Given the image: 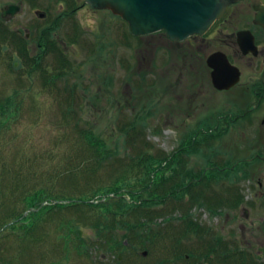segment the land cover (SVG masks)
<instances>
[{
  "label": "rangeland",
  "instance_id": "1",
  "mask_svg": "<svg viewBox=\"0 0 264 264\" xmlns=\"http://www.w3.org/2000/svg\"><path fill=\"white\" fill-rule=\"evenodd\" d=\"M84 3V0H0V26L7 34L0 39V100L15 93V102H21L19 113L12 114L14 118L0 131L3 201L9 204L15 196L21 199L22 194L38 188H45L51 196H77L81 191H96L97 186L109 185L121 175L115 183L120 187L117 195L129 208L139 196V179L146 176L143 165H137L136 160L130 162L138 151L143 155L147 151L145 158L151 155L156 159L175 153L170 164L178 162L181 166L158 170L165 177L168 174L170 182L182 178L179 183H189L190 189L167 195L169 199L164 203L159 200L166 195H154L153 199L159 203L153 206L156 213L145 216L151 220L150 243L144 234L140 237L139 228H133L137 220L132 217H117L120 222L115 231L119 241L114 245L97 237L86 216L63 212L51 218L54 222L62 218L77 225L78 235L87 246L84 244L83 249L75 235H71L74 242L66 243L64 234L56 236L55 228L46 229L53 228L54 223L45 215L42 229L50 233L28 245L22 252L23 260L14 264H155L164 256L165 264H192L191 258L183 259V254L190 249L200 251L191 245L202 239L186 228L189 220L199 230L207 229L209 236L217 232L225 242L232 239L239 250L256 256L260 249L258 242L264 241V209H255L251 200L244 198L251 185L236 183L230 165L222 164L225 159L231 162L234 137L230 132L220 136L217 121L201 119L206 104L210 107L214 104L212 98H203L205 89H195L190 84H148L151 78L139 84V64L147 67L157 64L155 56L152 57L153 43L139 41V37L130 35L121 19L108 11L92 10ZM9 5H17L18 12L7 20L1 19V10ZM38 12L45 16L36 17ZM37 57L41 59L35 66L33 61ZM20 63V69L9 71ZM33 68L37 70L28 74ZM167 68L160 72L165 73L163 81L167 80ZM39 69L49 78L61 71L68 76H60L43 86ZM73 84L77 87L70 108L77 116L64 118L67 97L71 95L68 90ZM139 114L143 118L142 126L139 125L141 135L132 145L119 127ZM82 127L90 128L99 140L105 141L103 149L115 154L101 157L94 149L86 148L80 140ZM188 137H191L189 144L184 143ZM179 148L184 151L176 153ZM180 196L183 200L175 201ZM199 196L208 202L199 200L202 199ZM105 198L97 194L94 201L102 202ZM114 202L105 205L101 212L116 210ZM17 205L19 211L22 202ZM2 207L5 206H1L0 212L4 210ZM244 208L250 210L248 220L244 219ZM259 225L261 230L257 228ZM135 231L138 233L134 236ZM22 235L17 228L2 238L0 264L3 257L10 260L18 256L21 252L18 236ZM123 235L127 236V243ZM210 238L207 240L211 241ZM174 244L183 252L178 261L168 258ZM77 251L82 254H76ZM256 262L264 264V249ZM205 263L221 264L215 256L197 262Z\"/></svg>",
  "mask_w": 264,
  "mask_h": 264
},
{
  "label": "flooded vegetation",
  "instance_id": "2",
  "mask_svg": "<svg viewBox=\"0 0 264 264\" xmlns=\"http://www.w3.org/2000/svg\"><path fill=\"white\" fill-rule=\"evenodd\" d=\"M261 5L260 0L232 3L204 34L180 41L169 39L161 31L139 36V41L153 43L152 57L157 60L148 67L139 64V84L151 78L148 84H190L192 88L205 89L202 97H211L214 104H206L207 110L200 117L217 121L220 136L232 133L231 162L225 159L222 164L230 165L236 183L251 185L244 198L258 210L264 209V25L255 17ZM166 67L167 80L163 81L165 73L160 72ZM214 84L223 87L219 89ZM243 212L248 220L250 210L244 208ZM257 228L261 230L260 225ZM207 232L203 229L204 239L191 245L200 251L190 249L185 260L191 258L192 264H197L208 253L207 248H211V259L215 256L218 260L225 253L228 260H236L241 252L247 261L260 260L264 241L258 242L260 249L255 256L239 250L232 239L225 242L217 232L219 240L208 241L211 235ZM249 243L248 247L253 248Z\"/></svg>",
  "mask_w": 264,
  "mask_h": 264
},
{
  "label": "trees",
  "instance_id": "3",
  "mask_svg": "<svg viewBox=\"0 0 264 264\" xmlns=\"http://www.w3.org/2000/svg\"><path fill=\"white\" fill-rule=\"evenodd\" d=\"M6 37H7V34L5 30L4 29L2 30V27L0 26V39H5ZM40 59L41 57H37L35 58L34 61L32 60L33 64L35 66H38V62ZM11 66L12 65H10V67ZM21 66H22V63H20L17 67L15 66V68L14 66H12V69L10 68L11 70L9 71L12 72L13 69L16 71L17 69H20ZM35 70H37V68L30 69L28 74L33 73ZM39 71L42 77V83L44 82V84H42L43 86H46V84H50L53 80L60 78V76L62 78H64V76L66 77L68 76L64 73V71H61L60 74H57V75L55 74L52 78H49V75H47L43 69L42 70L39 69ZM71 71L69 72V74L71 73ZM76 87H77V84H73L72 87H69L68 92L71 93L70 95L71 98L67 97L68 103L66 104V106H68V109L65 110V112L63 113L64 118L77 116L76 111L70 108L71 104L72 103L74 104L73 94L76 91ZM15 98H16V94L14 93L12 96H6L0 100V117H1V120L2 118H4L2 122H0V131L4 129L7 121L11 117L14 118L12 114L17 115L20 111L19 105L21 106V102L19 103L15 102L14 100ZM142 119H143L142 115L139 114L137 118L133 117L131 118V120H128L126 123L122 124L119 127V130L122 131V133L126 134L127 141L129 143H132V145H133L135 138L141 135V131L139 130V125L142 126V123H140ZM79 122H80V117L77 119V124ZM89 129L90 128H83V127L79 129L80 140L83 143V145H85L86 148L88 149L90 148L94 149V151L97 154H99L101 157H109L111 155H114L115 154L114 151L113 153H109L110 150L106 151L105 149H103L105 141H102V139L99 140L98 137L95 135V133L92 132L91 129L90 130ZM129 133H132V134L129 135ZM189 138L191 140V137H188L187 141H185L184 143L188 142L189 144ZM181 149L182 148H179L175 152L178 153V152L184 151ZM147 153H148L147 151H144V155H143L139 153L138 151V154H137L138 156H136L135 158L133 157L130 160V162L132 163L136 160L135 163L137 165L138 164L140 166L143 165L146 170V171L144 170V172L146 173V176L144 177L143 175L139 179L140 180L139 185L141 184V186H140L139 196L136 198L138 202L136 203V199L134 198L135 200L133 199V201H135V203L132 204L131 206L128 205L130 206L129 208H125V206L127 205H124L120 200L121 198L118 197L117 195L118 194L117 192L120 190V187L117 186L115 183L119 180V178H121V175L114 178L113 182L110 183L109 185H104V187L97 186L96 191H91V190L89 192L81 191L80 193L77 194V196L76 195L72 196V195H67V194L65 195L58 194V195L51 196L49 193H47L45 188H38V189H35V191L30 192L28 194H22V196L18 193V196H21L22 198L20 199L19 197L15 196L14 199L9 204H6L3 201L2 199L3 190L0 186V209H1V206H5V207H2V209L4 210L0 212V241L2 240V238H4L6 233H8L9 231H13L17 228H20L21 232L23 233L22 236H18V243H20L21 245L20 246L21 252L19 251L18 256L10 260L5 259L3 257V259L1 260V263L2 264H10V263L14 264L15 261L17 260L22 261L23 260L22 252L28 249L27 248L28 245L30 244L34 245V243L39 239L38 237H46L48 233H50L46 231V229H50L52 231V229L55 228L54 230L55 232H57L55 233L56 236H60L58 235V233L60 234V232L61 234H64L66 243L74 242V238H72L71 235H75V239L77 240V242H80L79 243L80 245H83L82 248L84 249V244L86 245V243L83 239L79 237L77 225L75 226V224L73 225L69 221L61 220L62 218L58 219L57 222H54V220L51 218L54 215L58 216L60 215L59 213H63V212H74V213L78 212L79 214L81 213L83 217L86 216L85 220L91 221L90 225L94 227L93 229L96 230L95 232L97 234V237L100 239H103L105 243L106 242L108 244L113 243L114 245H117L119 241V237L115 231L116 228L119 227L117 223L120 222V220H118L117 217L118 216L124 217L125 215L126 217H132L137 220V223L133 226V228L135 227L136 230L137 228H139L138 230H139L140 237H142V234H144V239L150 243L151 240L149 236H151L150 235L151 228L149 224L151 220L145 219V216L147 217L151 213H156V210H153V206L161 202L164 203L165 200L169 199L167 195L177 193L178 191L183 193L186 189L187 190L190 189V186H188L190 184L189 183L187 185L180 184L179 182H183V180L182 178H179V177H178L179 180H175L174 178L175 182L174 181L170 182L169 181L170 179H168V174L166 178L164 172L159 171V170H162L161 168H163L164 166H167V168L171 167L173 170L175 166L176 167L181 166L178 162H176V165L174 166H171L170 164L173 158V156L171 155L175 153L170 154V155H165L164 158L162 159H159V157L156 159L155 156L151 157V155H147L146 157L148 158H145L144 156ZM181 159L182 158H180L178 161H181ZM165 162H167L166 165H164ZM139 174H140V171H139ZM170 176H172L171 173H170ZM206 185L207 184H205V186ZM157 193L166 195L165 197L159 200V203L153 199L154 195L156 196ZM97 194H99L100 196H105L106 198L102 202L97 201V203H95L94 200L96 199ZM185 195L188 196V194H185ZM200 197L201 196H199V198ZM182 198L183 196H180V198L179 199L176 198L175 201L183 200ZM201 198L202 199H199V200H206L204 196H202ZM20 201L22 202V208L19 211H17V208L19 207L17 204H19ZM113 201H116L114 202L118 207L116 208V210L121 211L120 213H118L116 210L101 212V209H103L105 205H111ZM191 201L193 202V200ZM44 202L46 203L45 205H43ZM29 209H33V210L29 212L28 214H26V216H23V214ZM122 211H124V213ZM45 215H47L51 219L50 223L52 222L54 223L53 228L50 227L44 230L42 229ZM24 221H32V223L31 222H29V224H27V222L23 223ZM23 225L25 227H22ZM185 225L188 230H192V232L194 233L197 232L200 235L199 238L203 240V237H201L203 228L199 230L198 229L199 227L196 226L197 224L193 223L192 220L187 221ZM137 233L138 231H135L134 236L137 235ZM180 235L182 236L183 234L180 233ZM126 237L127 236L123 235V240L126 241L127 240ZM210 239L212 241H215V240H219V237L214 235V236H211ZM63 242L64 241H62V243ZM177 242H175L174 240V243L177 244ZM176 244H174V247L170 248L171 249L170 251L172 252L169 254V256L171 257H168V258H170L172 261H178L182 257L181 255L183 253L180 250H178V247L176 246ZM60 245H61V242L58 241L57 246H60ZM149 246H147V249L149 248ZM145 251L146 250H144V252ZM76 254L81 255L82 253L80 251H77ZM209 254L210 252L207 254H204L203 260H206V261L210 260ZM184 255L185 254H183V257ZM242 255L244 254H241L240 252L238 254V259L228 260L227 257H225L227 255L224 253L223 255H220L221 257H219L218 261L221 264H260L254 260L247 261ZM165 257L166 256L162 257L161 262H157L155 264H160V263L165 264L167 261L166 259H163ZM40 260H43V258H41ZM199 260H200V257H199ZM51 263H54V261Z\"/></svg>",
  "mask_w": 264,
  "mask_h": 264
},
{
  "label": "water",
  "instance_id": "4",
  "mask_svg": "<svg viewBox=\"0 0 264 264\" xmlns=\"http://www.w3.org/2000/svg\"><path fill=\"white\" fill-rule=\"evenodd\" d=\"M84 1L92 10L110 11L126 22L130 34L134 37L162 31L169 39L180 41L194 34H204L217 19H220L227 6L239 0ZM260 2L262 5L255 17L258 23L264 25V0ZM18 10L17 5L7 6L1 10V19L13 17ZM36 14L39 18L45 16L40 12ZM214 86L219 89L223 87L220 84Z\"/></svg>",
  "mask_w": 264,
  "mask_h": 264
}]
</instances>
